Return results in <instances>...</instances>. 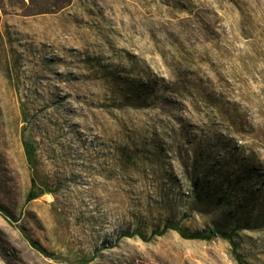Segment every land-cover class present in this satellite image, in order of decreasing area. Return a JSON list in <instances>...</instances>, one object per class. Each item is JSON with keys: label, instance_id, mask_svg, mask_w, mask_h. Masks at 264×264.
Segmentation results:
<instances>
[{"label": "rangeland", "instance_id": "rangeland-1", "mask_svg": "<svg viewBox=\"0 0 264 264\" xmlns=\"http://www.w3.org/2000/svg\"><path fill=\"white\" fill-rule=\"evenodd\" d=\"M175 228L264 264V0H0V264H238Z\"/></svg>", "mask_w": 264, "mask_h": 264}, {"label": "trees", "instance_id": "trees-1", "mask_svg": "<svg viewBox=\"0 0 264 264\" xmlns=\"http://www.w3.org/2000/svg\"><path fill=\"white\" fill-rule=\"evenodd\" d=\"M25 146H26L27 159L30 163H32L34 161V158H35L34 146L32 144H29V143L26 144ZM34 185H35V182L33 181V186ZM37 197L38 196L36 194H34L33 191H31V193L28 196V201H32V200L36 199ZM175 230L177 231V233L182 238L188 239V240H209L212 237H220V238L228 241L230 243V245L233 247V251L235 253L236 260H237L238 264H244L242 258L238 255L237 246H236L233 234H231V233L214 231L209 235H204L202 233L188 234L182 228H175ZM166 231H167V229H164L162 232H160L159 235H163ZM155 235H157V233H155Z\"/></svg>", "mask_w": 264, "mask_h": 264}]
</instances>
